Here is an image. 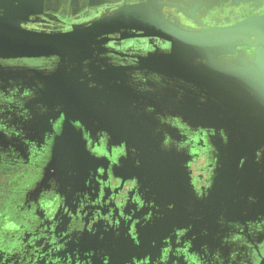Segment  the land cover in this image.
Masks as SVG:
<instances>
[{
	"label": "flooded vegetation",
	"instance_id": "af4514ba",
	"mask_svg": "<svg viewBox=\"0 0 264 264\" xmlns=\"http://www.w3.org/2000/svg\"><path fill=\"white\" fill-rule=\"evenodd\" d=\"M93 1L44 0L35 9L24 6L22 10L36 11L27 27L49 31L72 29L125 5L143 2L161 5L160 13L174 25L197 30L230 26L264 10V0ZM22 5L23 0H0V6ZM172 46L166 37L137 30L108 35L92 45L95 54L85 61H62L59 55L0 56V175L19 174L24 169L28 173L33 155L41 156L48 147L54 152L65 143L76 146V158L81 161L76 170L82 169L80 175L70 171V179L59 174L44 183L47 165L43 162V169L32 171L34 181L42 178L38 186L28 191L21 185L7 196L12 187L8 185L5 198L0 199V210L6 214L0 217V226H10L5 235L1 233L6 239L0 245V264L248 263L252 251L247 241L257 244L264 239V206L257 210L256 203L243 200L245 193L251 194L248 187L236 189L234 198L222 206L209 196L215 186L210 185L207 174L213 170L210 163L214 159L224 158L218 146L228 141L225 132L196 125L165 109L189 112L193 100L200 102L198 107H207L201 106L206 103V93L197 90L186 75L166 76L141 61L151 52H170ZM258 48L264 50V44L239 47L220 61L228 67L240 63L252 67L257 63ZM256 76L264 80V75ZM114 82L121 89L129 85L149 94L155 106H145L142 111L158 120L155 135L171 126L170 133L185 140L184 151L177 153L187 164L166 160L164 165L156 158H146L153 154L148 147L137 148L114 131L117 123L129 124L127 117L109 113L106 105L116 91L112 90ZM51 96L62 101L59 107L33 104H46ZM76 98L96 104V109L77 106ZM164 103L166 107H161ZM97 109L101 113L95 115ZM162 152L163 158H177L176 152L169 154L165 148ZM227 156L235 162L240 158L239 154ZM229 176L217 183L238 174L235 171ZM201 209L209 213L206 224L216 233L205 228L203 235L200 226L191 222Z\"/></svg>",
	"mask_w": 264,
	"mask_h": 264
},
{
	"label": "rangeland",
	"instance_id": "374dc122",
	"mask_svg": "<svg viewBox=\"0 0 264 264\" xmlns=\"http://www.w3.org/2000/svg\"><path fill=\"white\" fill-rule=\"evenodd\" d=\"M161 62L171 63L172 67H147L150 70H156L160 73L162 72V74L166 76L184 77V75H186L187 80L190 82L192 81V84L195 85L194 87L197 88V90L206 93V103H201V106L207 107H198L200 102L195 100L192 101V110L189 112H187L188 110L186 109L172 111L170 109L173 108L166 107V103L160 106L166 107L165 109L168 110L166 111L167 113L173 116L178 113V116H181L184 119H189L196 123V125L217 130L223 129L225 136L228 139L226 143L218 146L220 155H224V158L220 157V161L217 162L214 159L213 162L210 163L211 165L214 164L213 170L208 171L207 174V180L212 183L210 185L215 186L213 190L212 187L210 188V191H212L209 196L212 197V202L222 206L224 202H229L234 198L237 190H243L248 187L251 194H249V192L245 193L243 200L256 203V208L258 207L257 210H260V208L264 206V80H261L263 79L261 77L258 78L251 71L257 68V63H255L256 65L252 64V67L247 63H240L236 67H228L227 63L223 61H212L210 63H208V61H194V65L192 66L188 65L190 62L187 63L186 61ZM181 65H184V67ZM184 71L187 73H184ZM114 83V86L117 85L116 87L112 86V90L116 91L106 104L110 107L109 113H112L113 111L114 114L119 115L122 119L127 117V120L129 121L127 126L123 125L122 122L117 124L116 122H113L114 125L116 124L114 126V131L121 134L120 137H123L124 140L129 142L132 141V145L137 148L148 147L149 152L153 154H149L146 158L150 157L151 160L156 158L158 159V163L164 165L166 160L168 162L175 161L177 163L187 164L188 160L182 161L184 158L183 155L177 153L184 151L185 140L171 134L170 132H173L171 126H168V130H160V132L155 135L157 132L155 131L157 129L155 128V125L156 121L158 124V120H155L154 116L149 117L142 111V108L144 110L145 106L154 105L150 100L149 94L138 92L137 90L132 89L129 85L124 89H121L122 87L119 86L120 84L116 82ZM194 98L197 99L198 97ZM15 100L17 101L18 99ZM83 101V98H76V105L79 106L80 104V107H84L86 104L87 107L91 108L94 106L96 109V104L91 106V104L87 103L88 100H85L86 102ZM61 103V100L56 101L51 96L49 102L46 104L43 102L33 104H42L43 106L54 108L59 107ZM39 110L40 109H37V111ZM99 113L101 112L97 109V113L94 114L98 115ZM86 114L91 115L93 114V111L91 114ZM113 117L116 118L118 116ZM170 121H173V119H170ZM121 126L126 128L123 130L117 128ZM98 129L104 130V127L99 125ZM138 140L144 141L145 144ZM49 148L51 149V147H48L46 149L48 151L43 152L39 157H36L35 155L32 156L28 173H26L24 169L19 174L0 175L1 201L5 198V195L10 196L14 191H19L21 185L23 187L26 185L28 191L36 187V185L38 186L42 178L37 177L38 180L34 181L32 171L37 167L43 169L41 167L43 162H46L44 163V166L47 165L46 171L45 169L43 170L46 172L44 173L45 178H43L44 183L59 174H63L64 177L67 176V178L70 179V171H77L78 175L82 174V169L76 170L78 164H81L80 159L76 158V146H73L70 143H65L60 147H56L54 152L49 151ZM163 148H165L166 152H169V154L176 152V160L169 157L163 158ZM212 148L214 149V146H212ZM155 149L158 152V157H155ZM212 154H214V151H212ZM232 154H239L240 158L235 162L231 156H227ZM234 168L236 169L235 171L238 176L232 178L235 173ZM83 174L85 175V173ZM229 174V177L232 178V180L224 182L223 184L217 183L221 178H226ZM177 178L181 179L179 177ZM236 178L238 179L236 180ZM238 181H240L241 184L238 183ZM8 185H12V187L10 192L6 193V191L9 190L8 188H10ZM33 194L34 193H32V195ZM239 200H242L241 195L239 196ZM14 201L17 203L20 202L18 199H14ZM206 213V210L199 211L197 213L198 216L191 219V222L194 226H200V233L203 235H205L203 232L205 228L208 229L210 234L216 233L213 226L206 224ZM257 214L258 213L256 212L254 218L257 217ZM1 216H6L2 209L0 210V217ZM213 217H210L209 219ZM219 217L220 216L215 218L216 221ZM208 222L210 223L209 220ZM9 228L10 226L8 225L0 226V245L6 239L1 233L4 232L5 235ZM247 245L250 246V250L252 251L247 264H257L260 258L264 255V239L260 240L257 244L256 241H247ZM7 250L13 252L10 246H7Z\"/></svg>",
	"mask_w": 264,
	"mask_h": 264
},
{
	"label": "water",
	"instance_id": "95a60500",
	"mask_svg": "<svg viewBox=\"0 0 264 264\" xmlns=\"http://www.w3.org/2000/svg\"><path fill=\"white\" fill-rule=\"evenodd\" d=\"M24 6H41V0H23L22 8L0 6V56L60 55L63 59L76 62V58L86 55L89 49H93L92 45L106 40L108 35L120 31L130 34L137 30L143 31L144 35H160L171 40L173 54H167L166 58L175 57L190 62V66L194 65V61H217L226 55L235 54L242 46L264 44V10L230 26L197 30L174 25L160 13L161 5L143 2L125 5L102 17L74 25L72 29L49 31L27 27L34 15L31 13L36 11L25 12V9L22 10ZM257 54L255 61L258 67L251 71L256 75H264V50L259 51L258 48ZM161 63L146 61V66L172 67L171 63ZM260 264H264V258Z\"/></svg>",
	"mask_w": 264,
	"mask_h": 264
},
{
	"label": "crops",
	"instance_id": "0c3cea01",
	"mask_svg": "<svg viewBox=\"0 0 264 264\" xmlns=\"http://www.w3.org/2000/svg\"><path fill=\"white\" fill-rule=\"evenodd\" d=\"M104 0H94L92 2V4H102ZM44 0H41V5L43 4ZM174 50V45L172 46V50L170 52H167V53H162V52H151L148 56H145L144 58L141 59V61H180L179 59L173 57V58H166L167 54H173ZM90 52H86V55H83L82 57L80 58H76V61H85L87 59H91L93 58L94 56V49H89ZM256 54H257V51H256ZM258 55V54H257ZM60 56V55H59ZM61 57V56H60ZM62 61H70L68 59H63L61 57ZM221 59V58H220ZM220 59H217V61H220Z\"/></svg>",
	"mask_w": 264,
	"mask_h": 264
},
{
	"label": "bare ground",
	"instance_id": "6f19581e",
	"mask_svg": "<svg viewBox=\"0 0 264 264\" xmlns=\"http://www.w3.org/2000/svg\"><path fill=\"white\" fill-rule=\"evenodd\" d=\"M242 68V67H241Z\"/></svg>",
	"mask_w": 264,
	"mask_h": 264
}]
</instances>
